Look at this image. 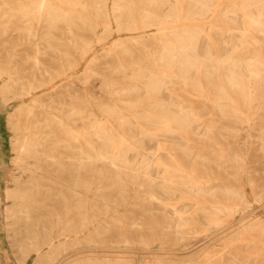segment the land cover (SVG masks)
I'll return each mask as SVG.
<instances>
[{
  "label": "bare ground",
  "instance_id": "obj_1",
  "mask_svg": "<svg viewBox=\"0 0 264 264\" xmlns=\"http://www.w3.org/2000/svg\"><path fill=\"white\" fill-rule=\"evenodd\" d=\"M0 98L20 264H133L115 245L210 229L156 264H264V221H224L264 196V0H0Z\"/></svg>",
  "mask_w": 264,
  "mask_h": 264
},
{
  "label": "rangeland",
  "instance_id": "obj_2",
  "mask_svg": "<svg viewBox=\"0 0 264 264\" xmlns=\"http://www.w3.org/2000/svg\"><path fill=\"white\" fill-rule=\"evenodd\" d=\"M97 34H100L99 30ZM113 34L114 33H112V35L105 40L104 43L106 46L111 45V37ZM216 39L223 41V43L219 46V49L223 54H226L231 50L228 37L224 38L216 36ZM94 47L98 50L101 49L100 45H95ZM79 69L81 70L82 67L80 66ZM76 86L81 87L79 83H77ZM15 104L16 103L14 101L4 103L0 98V264H20L16 261L15 255L12 252L13 247L10 244L11 239L6 236L9 231V221L4 219L5 208L10 203V201L6 200L4 197V190L6 187H13L11 182H6L5 174L9 169H16V165L10 161L12 157V152L10 151V136L12 131L8 129L6 125V117L11 112ZM16 171L17 170L14 172ZM22 177L26 178L25 175H22ZM244 191L247 200V211L245 212V215L247 216L246 219H241L244 213L242 214L240 212H236L224 220L226 222L225 226L237 227L249 219L255 220L256 218H260L264 221V196L261 199L256 200L248 186H245ZM215 230L216 229H210L207 231L206 235L191 238L183 243L172 246L166 245L163 247L159 242L154 241L147 247L132 244H118L115 245V248L113 249L114 251H117L119 256L126 255L131 257L133 264H156L157 260L165 259L167 256H171V259H186L192 255H196L197 253L200 254L203 247L217 239L219 230ZM83 250L84 249H78L76 250L77 252L71 251L70 254L74 253L73 255H77ZM199 254L196 256H199ZM32 258L33 255H31L23 264H31ZM70 258H72L71 255Z\"/></svg>",
  "mask_w": 264,
  "mask_h": 264
}]
</instances>
